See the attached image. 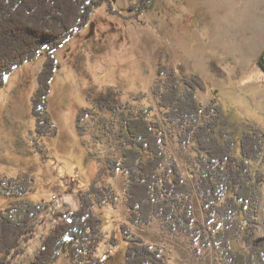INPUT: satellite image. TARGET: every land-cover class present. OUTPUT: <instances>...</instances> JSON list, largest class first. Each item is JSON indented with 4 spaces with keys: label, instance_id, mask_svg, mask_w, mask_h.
<instances>
[{
    "label": "rangeland",
    "instance_id": "obj_1",
    "mask_svg": "<svg viewBox=\"0 0 264 264\" xmlns=\"http://www.w3.org/2000/svg\"><path fill=\"white\" fill-rule=\"evenodd\" d=\"M97 1L103 5L94 11L87 27L53 53L60 67L48 99L47 112L54 125L51 134L36 133L33 115L45 52L16 68L0 88V214L17 202L1 188V182L11 178H27L30 190L23 199L47 206L32 224L30 239L9 257V264H30L59 222L56 214L80 209L79 194H68L64 180L89 188L113 152L118 129L102 125L101 113L93 109L101 96L131 104L136 113H150L154 122H160L167 160L177 155L179 132L166 123L155 94L157 85L164 89L166 77L158 76L161 67L203 79L207 90L197 94L202 106L217 99L232 123L264 128V66L260 65L264 0H153L142 15L132 9L140 0ZM87 109L91 114L80 119ZM179 162L194 186L192 170ZM251 170L262 178L251 206L257 241L264 236V157L253 161ZM125 178L121 172L106 178L120 199L115 206L95 209L103 219L96 252L103 264L125 262L127 243L117 228L128 217ZM193 203L195 216L204 223L206 214L197 194ZM133 232L149 243L169 246L170 264H220L214 247L200 261L187 239L166 234L158 220L149 227H134ZM112 236L116 247L111 250ZM59 259L54 264H75L64 252Z\"/></svg>",
    "mask_w": 264,
    "mask_h": 264
},
{
    "label": "trees",
    "instance_id": "obj_2",
    "mask_svg": "<svg viewBox=\"0 0 264 264\" xmlns=\"http://www.w3.org/2000/svg\"><path fill=\"white\" fill-rule=\"evenodd\" d=\"M152 3L140 0L132 9L142 15ZM102 5L97 0H0V88L16 68L46 54L33 98L40 136L51 134L54 126L47 109L60 65L53 53L85 29ZM260 65L264 66V53ZM158 76L166 77L164 89L157 85L155 94L166 123L179 132L177 155L167 160L160 137L162 124L154 122L150 113H136L131 104L101 96L93 109L101 113L102 125L117 127L115 148L89 188L64 180L68 194H79L80 209L56 214L59 222L30 264H54L63 252L75 264L104 263L96 255L104 227L95 209L118 203L119 192L105 181L119 172L126 176L128 209L127 221L117 227L127 243L124 264H170L169 246L149 243L133 232L134 227H149L155 220L166 234L187 239L200 261L214 247L220 264H264V236L256 241L251 224V206L262 181L253 175L251 163L264 157V128L232 123L217 99L202 106L197 94L207 88L197 75L161 67ZM90 114V109L84 110L79 118ZM179 159L192 170L194 186ZM1 188L17 199L0 214V264H9V257L30 239L32 224L47 206L23 199L30 190L27 178L2 181ZM195 194L202 200L204 223L195 216ZM114 247L112 236L110 249Z\"/></svg>",
    "mask_w": 264,
    "mask_h": 264
}]
</instances>
